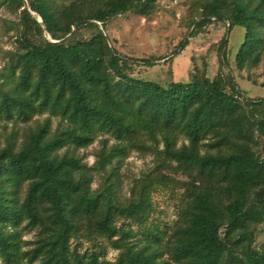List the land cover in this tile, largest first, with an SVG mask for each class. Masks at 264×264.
<instances>
[{
  "label": "trees",
  "instance_id": "obj_1",
  "mask_svg": "<svg viewBox=\"0 0 264 264\" xmlns=\"http://www.w3.org/2000/svg\"><path fill=\"white\" fill-rule=\"evenodd\" d=\"M1 1L20 14L17 46L0 69V121L50 114L20 142L15 133L0 142L4 264H101L95 251H81V240L93 236L120 250L110 264H264V248L255 246L264 222V158L255 146L256 132L264 134V98L245 97L221 70L169 86L134 77V60L111 47L105 25L118 14H148L158 0H28L42 22L26 0ZM203 7L195 25L225 15L230 29L242 26L236 64L255 66L264 51V0H211ZM82 28L88 37L78 36ZM44 29L59 41L42 39ZM221 53L223 63L226 49ZM53 116L61 120L56 129ZM100 135L116 142L108 147L103 139L89 167L73 151ZM132 149L188 177L172 224L154 215L153 193L166 174L147 175L121 200L119 164ZM96 172L103 180L94 188ZM23 225L40 228L28 249Z\"/></svg>",
  "mask_w": 264,
  "mask_h": 264
},
{
  "label": "rangeland",
  "instance_id": "obj_2",
  "mask_svg": "<svg viewBox=\"0 0 264 264\" xmlns=\"http://www.w3.org/2000/svg\"><path fill=\"white\" fill-rule=\"evenodd\" d=\"M208 1L211 0H158L148 14L130 11L112 17L105 25V33L112 48H115L122 56L134 60L131 69L134 77L169 86L173 81L188 82L191 73L204 71L213 78L221 70L228 81L229 77L236 81L245 97L264 98V51L255 66L245 69L237 67L235 55L244 40L245 30L239 25L230 29V21L225 15L219 20L196 26L195 23L202 17L203 5ZM259 1L261 0H254L255 3ZM26 5L33 17L40 21L37 13L29 7L28 0ZM19 14L20 10L16 5L5 4L0 0V69L4 65L7 53L17 46ZM96 24L100 29L104 28L101 22L96 21ZM77 30V27L73 28V31ZM90 33L89 29L82 28L78 36L88 37ZM225 38L227 44L224 47L223 39ZM42 39L51 42L59 41L53 39L45 29ZM185 39L189 42L187 46L174 55L175 49ZM223 48L226 49L227 56L222 63ZM145 61L149 63L146 64ZM48 117H50L49 113L40 114L28 123L0 121V142L5 145L6 138L12 133H15L20 142L30 128H35L38 122H43ZM51 118L52 128L56 129L61 120L55 116ZM256 134V150L264 158V134L260 131ZM105 138L108 139V147L116 142L110 135H100L89 146L73 152L81 158L82 162L93 167L98 160L97 153L103 145L102 140ZM115 162L116 159L112 165ZM112 165L107 166L108 171ZM159 173L166 174L168 179L158 178L161 182L156 185L153 193L155 219L172 224L178 217L182 199L186 195L184 182L188 181V177L182 172L161 165L155 154L136 149L130 150L128 156L119 164L121 186L119 194L121 200L125 201L130 197L131 189L138 181L147 175L156 176ZM102 180V176L96 172L93 187H98ZM21 231L25 241L24 248L33 247L40 228H29L23 225ZM255 235V246L264 248V222L256 227ZM80 247L82 252L95 251L100 257L101 264H110L115 261L120 252L108 238L100 236L82 239ZM37 263L26 262L25 264ZM0 264H4L1 258Z\"/></svg>",
  "mask_w": 264,
  "mask_h": 264
},
{
  "label": "water",
  "instance_id": "obj_3",
  "mask_svg": "<svg viewBox=\"0 0 264 264\" xmlns=\"http://www.w3.org/2000/svg\"><path fill=\"white\" fill-rule=\"evenodd\" d=\"M40 21L42 22V19L40 18Z\"/></svg>",
  "mask_w": 264,
  "mask_h": 264
}]
</instances>
